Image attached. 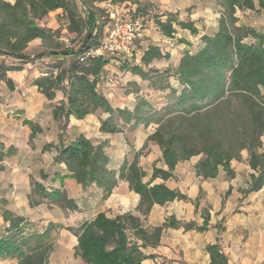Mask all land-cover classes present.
<instances>
[{
    "label": "trees",
    "instance_id": "16d2710c",
    "mask_svg": "<svg viewBox=\"0 0 264 264\" xmlns=\"http://www.w3.org/2000/svg\"><path fill=\"white\" fill-rule=\"evenodd\" d=\"M81 2L83 6L88 3ZM114 3L127 8L130 20L138 19L142 28L150 21L164 38L174 40L177 32L199 36L193 50L184 36L177 38L186 48L174 68L143 69L155 60L170 58L168 51L152 44L140 51L139 63H129L130 59H136L135 46L130 56L120 61V69L141 76L162 94L161 106L150 97L137 94L131 108L114 107L97 89L101 73L111 59L96 52L104 35V23L97 22L91 8L86 7L83 18L74 0H13L11 3L0 0V57L18 62L8 66L1 62L0 80L6 71L21 70L23 64L34 58L25 53L27 44L36 38L46 40L50 35V29L37 23L48 13L60 9L68 22V31L77 36L76 44L71 47H57L42 53L52 56L56 62L33 80L37 91L48 100L50 117L60 129L57 142L45 144L44 149H54L53 163L64 165V170L54 171L52 176L54 181H59L58 187L48 189L41 182H35L33 189L41 201L49 206L74 207L73 200L65 193L66 180L75 181L83 189L94 186L101 199L108 197L120 181H125L129 190L138 195L137 211L145 216L154 205L188 199L185 192L166 184L174 177L179 162L198 156L194 173L201 179H214L221 173L232 178L233 162L243 149L251 172L245 184L238 187L240 199L264 189L261 142L264 31L236 24L239 17L235 14L236 10L260 11L264 1L258 0L257 8L255 0H220L223 12L217 28L210 32L199 29L193 20L181 19L177 12L154 13L148 0H114ZM170 78L176 85L169 83ZM58 91L62 96L54 101ZM98 111L106 113L97 128L102 134L122 133L124 126L129 130L153 126L147 141L161 148L163 167L153 165L148 173L136 158L128 160L124 153L112 162L106 138L93 142L81 133L73 137L61 134L70 118L82 120ZM21 121L29 129V141L42 131L34 120L23 118ZM18 151L0 137V162ZM47 177L48 173L40 172L41 179ZM199 199L197 196L192 201L195 211L200 208ZM200 216L202 222L198 223L179 220L170 214L161 223L149 226L138 214L127 211L110 216L97 210L76 226L48 222L42 231H37L29 227L25 217L3 210L2 221L6 226L0 236V259H15L16 264H49L54 250L53 234L58 228H65L76 238L74 252L84 264H143L156 258V249L166 228L202 233L213 227L218 235L203 247L207 263L230 264L220 241L224 225L211 224L206 209L201 210Z\"/></svg>",
    "mask_w": 264,
    "mask_h": 264
},
{
    "label": "rangeland",
    "instance_id": "374dc122",
    "mask_svg": "<svg viewBox=\"0 0 264 264\" xmlns=\"http://www.w3.org/2000/svg\"><path fill=\"white\" fill-rule=\"evenodd\" d=\"M11 3L13 0H4ZM76 1L80 15L85 18L86 7L96 15L97 22L104 23L103 32L111 24L107 10L109 5L114 4V0H86L88 3L83 6L81 0ZM153 5V12L159 13L171 9L179 14L183 20H193L199 29L210 32L217 28L218 19L222 14L220 0H148ZM264 1V0H263ZM258 8V0H255ZM174 13V12H173ZM119 14L125 20H130L127 8L122 7ZM239 17L236 24L249 25L256 29L264 30V6L259 10H236ZM38 25H44L50 31V35L42 40L32 39L27 44L26 54L34 56L23 64L18 71H6L4 78L0 80V126H4L1 136L6 143L9 141L16 143L19 151L15 156L4 159L0 162V221L3 210H8L13 214L26 218L30 228L42 231L48 222L58 225L76 226L80 221L90 218L98 209H103L110 216L121 214V212H131L140 215L141 221L145 225L159 224L170 214L176 219L196 220L202 222L200 212L206 209L211 218V224H222L232 221L237 216L236 208H246L249 204L247 199H240L238 187L245 184L248 178L247 152L245 149L239 152V157L233 162L234 177L229 178L226 174H220L214 179L203 180L194 173V164L198 156L181 161L175 167L174 177L167 181L172 188H177L187 194V200L171 201L165 205H154L147 215H141L137 209L138 195H134L129 190L125 181H120L112 190V193L105 199H101L94 188L83 189L73 180H66L64 184L67 197L72 199L74 207L69 205H47L41 201L40 195L33 189L35 182H41L44 187H58L59 181L52 179L54 171L64 170L63 166L53 163L55 150L44 149L49 142L56 143L60 131L58 124L50 117V105L48 100L35 88L33 80L40 77L44 71L52 68L56 62L55 58L48 54H42L47 50H55L61 47H71L76 44V34L67 29L68 22L65 16L59 13H48ZM140 36L134 43L136 49V59H130L129 63H139V53L146 46L152 44L162 51L169 52V59L153 61L146 69L161 70L164 68H174L178 63L179 56L186 45L180 44L177 38L184 36L190 42V49L193 50L198 45V35L177 32L174 40L162 37L154 28L150 21L144 23ZM42 54V57H37ZM106 57H110V63L103 69L97 89L103 93L114 107H132V102L137 94L150 97L157 106H161L163 96L160 92L150 87L147 80L141 76L123 71L120 69L122 57L119 54L103 52ZM4 66L18 63L10 58L0 57V63ZM169 83L176 85L170 78ZM11 88L9 87V83ZM161 94V95H160ZM58 91L56 99L61 98ZM53 101V102H54ZM106 113L98 111L93 115L80 120L70 118L68 125L61 130V134L66 137H73L81 133L90 138L93 142L108 140L107 151L112 162L119 160V155L124 153L128 160L136 158L139 165L149 173L153 165L163 167L161 148L151 141H147L148 133L154 127L148 126L129 130L124 126V131L116 135L102 134L96 128ZM31 119L40 124L42 131L34 139L29 141V130L22 127L21 119ZM73 123V126H71ZM24 126V125H23ZM264 143V133L261 136ZM48 173L46 180L40 178V172ZM60 173V172H59ZM199 196V210L195 211L192 201ZM263 197L258 194L253 200L257 201ZM36 202H39L38 204ZM264 207V202H262ZM252 208H255L254 206ZM241 216V215H240ZM235 222V220H233ZM256 223V222H255ZM255 224L253 223V225ZM213 228V227H210ZM251 229V228H250ZM237 230H227L221 233L220 237L227 234L239 233ZM241 232V231H240ZM217 233V232H216ZM161 243L156 249V258L146 260L143 264H188L183 260L187 256L191 260H200L199 245L211 238V233L184 232L180 229L166 228L162 234ZM218 235V233H217ZM54 250L50 257L49 264H84L74 252L76 238L65 228H58L53 234ZM229 236V235H228ZM227 236V237H228ZM228 241L226 240L225 245Z\"/></svg>",
    "mask_w": 264,
    "mask_h": 264
},
{
    "label": "crops",
    "instance_id": "0c3cea01",
    "mask_svg": "<svg viewBox=\"0 0 264 264\" xmlns=\"http://www.w3.org/2000/svg\"><path fill=\"white\" fill-rule=\"evenodd\" d=\"M166 11L175 12L172 11L171 9H166ZM55 12L62 15L60 9H56L55 11H52L50 13H55ZM98 125L99 124H97L96 128H98ZM71 126H73V123H71ZM22 127H25L27 130H29L27 126L22 125ZM3 128L4 126H0L1 138H2L1 132ZM8 143L13 144V142L11 141H9ZM13 145L17 147L16 143ZM17 150H19L18 147ZM250 172L251 170L248 166V171H247L248 175L250 174ZM90 187L94 188L97 194H99L98 190L94 186H90ZM258 194H261L263 197H261L257 201L255 200L254 201L255 204L253 205V200L258 196ZM246 199L249 202V204L245 206L246 207L245 209L244 208L238 209L237 216L239 217H233V220H235V222H233V220L226 222L222 233L225 232V228L227 230L233 229L234 231L239 229L241 232L239 231V233L233 235L231 234H227L226 236L222 235L220 237L221 247L223 248L224 252H226L228 256V262L230 264H264V207L262 206V202H264V189L254 192L253 194L249 195ZM253 206L255 208H252ZM98 210L104 211L103 209H98ZM253 223L255 224V226H251L253 225ZM5 226L6 224H4V222L1 219L0 236L3 234V230ZM187 232L194 233V231H187ZM208 232L211 233V235L213 236H211V238L209 240H206L204 243H200L198 247L199 252L196 253L199 254L200 260L199 261L191 260L185 255L183 256V260L186 263L208 264L207 263L208 258L207 255L205 254L203 247L205 246V244L209 243L210 241H213L217 236L215 228H210L202 233H208ZM226 240L228 241L227 245H225ZM0 264H16V260L11 258H4V259H0Z\"/></svg>",
    "mask_w": 264,
    "mask_h": 264
},
{
    "label": "built area",
    "instance_id": "2783aa9c",
    "mask_svg": "<svg viewBox=\"0 0 264 264\" xmlns=\"http://www.w3.org/2000/svg\"><path fill=\"white\" fill-rule=\"evenodd\" d=\"M121 5L111 4L107 10L110 26L106 28L100 41L97 53H117L122 58H128L134 47V40L140 36L142 26L138 19L125 20L119 14Z\"/></svg>",
    "mask_w": 264,
    "mask_h": 264
}]
</instances>
